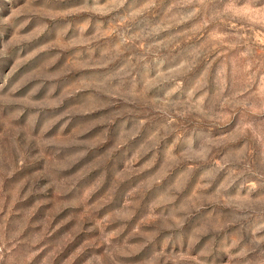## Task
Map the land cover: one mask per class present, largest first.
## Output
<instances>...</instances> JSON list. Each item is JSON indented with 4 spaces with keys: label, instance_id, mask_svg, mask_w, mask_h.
<instances>
[{
    "label": "rangeland",
    "instance_id": "374dc122",
    "mask_svg": "<svg viewBox=\"0 0 264 264\" xmlns=\"http://www.w3.org/2000/svg\"><path fill=\"white\" fill-rule=\"evenodd\" d=\"M0 264H264V0H0Z\"/></svg>",
    "mask_w": 264,
    "mask_h": 264
}]
</instances>
